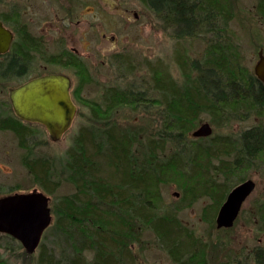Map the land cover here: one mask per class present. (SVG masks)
I'll return each mask as SVG.
<instances>
[{
    "label": "trees",
    "instance_id": "obj_1",
    "mask_svg": "<svg viewBox=\"0 0 264 264\" xmlns=\"http://www.w3.org/2000/svg\"><path fill=\"white\" fill-rule=\"evenodd\" d=\"M139 1L177 43H206L200 59L175 56L181 82L152 71V97L149 88L139 86L104 88L100 103H88L90 122L79 128L66 151L62 176L53 171L50 158L36 154L34 124L20 121L11 110L0 112V132L17 138L21 162L34 184L45 194H54L62 181L73 186L71 193L56 197L54 220L32 264H137L132 245L140 243L143 229L152 232L173 264H208L205 244L180 223L179 208L165 205L161 187L177 183L182 205L197 194L209 195L214 203L204 209L209 216L247 172L264 165V85L243 65L230 30L236 0ZM255 9L264 22V0H255ZM41 51L22 29L0 62V80L28 75L30 54ZM46 60L88 78L84 61L72 52ZM125 108L155 113L157 127L145 133L119 126L116 114ZM203 116L217 128L251 116L259 122L236 133L189 140ZM257 204L264 231V198ZM227 259L228 264H264V246L245 261ZM0 264H6L1 256Z\"/></svg>",
    "mask_w": 264,
    "mask_h": 264
},
{
    "label": "rangeland",
    "instance_id": "obj_2",
    "mask_svg": "<svg viewBox=\"0 0 264 264\" xmlns=\"http://www.w3.org/2000/svg\"><path fill=\"white\" fill-rule=\"evenodd\" d=\"M255 10V0H236V17L230 24L243 65L253 74L258 51L262 49L264 54V22ZM5 18L9 20L5 21ZM0 19L13 31L15 41L18 33L25 29L42 50L41 54H30L33 59L26 69L28 75L0 80V112L11 110L13 113L7 90L24 79L54 72L65 74L71 80L70 94L76 115L69 130L59 141L53 142L43 126H33L37 142L35 152L51 159L53 171L58 176H62L65 153L73 144L77 131L90 122L89 101L100 103L104 88L139 86L149 88L148 94L152 97L155 95L150 85L152 71L170 76L179 83L182 76L175 60L177 53L200 59L206 49V43L201 39L177 43L171 37V30L139 0H0ZM11 19L16 21L11 24ZM65 50L75 52L77 58L84 61L88 78L78 76L69 67L47 62L48 56ZM119 58L124 61L118 63ZM115 119L121 127L141 128L145 133L154 131L158 123L155 113L149 115L141 109H122ZM257 122L259 119L251 116L217 128L203 116L197 127L208 123L212 129L210 136L225 135L257 125ZM191 138L195 139L190 135L189 140ZM22 155L17 138L9 131L0 132V196L33 190L44 193L23 166ZM246 180L253 181L255 188L228 228L216 226L219 208L209 216L205 215L204 209L214 204L209 195L197 194L188 205H182L183 193L177 183L170 182L161 187L165 205L179 208L176 215L180 223L205 244L208 264H228V257L242 262L255 248L264 246V231L260 229L257 213V203L264 198V165L247 172L243 181ZM72 191L73 186L62 181L54 194H46L50 198L52 221L56 197ZM132 249L137 264H173L148 229H143L140 243L133 244ZM38 251L39 247L29 258L16 240L0 234V256L6 264H32V257H36Z\"/></svg>",
    "mask_w": 264,
    "mask_h": 264
},
{
    "label": "water",
    "instance_id": "obj_3",
    "mask_svg": "<svg viewBox=\"0 0 264 264\" xmlns=\"http://www.w3.org/2000/svg\"><path fill=\"white\" fill-rule=\"evenodd\" d=\"M13 35L0 22V54L9 50ZM253 72L264 85V54L258 51ZM70 78L61 73H49L29 79L8 89V99L16 118L42 125L49 138L57 142L69 130L76 115L70 94ZM212 133L208 123L192 132L193 138H206ZM255 188L251 180L232 188L216 215L217 228L231 227L241 205ZM50 198L36 190L0 196V234L16 240L27 255L35 253L45 230L52 222Z\"/></svg>",
    "mask_w": 264,
    "mask_h": 264
},
{
    "label": "flooded vegetation",
    "instance_id": "obj_4",
    "mask_svg": "<svg viewBox=\"0 0 264 264\" xmlns=\"http://www.w3.org/2000/svg\"><path fill=\"white\" fill-rule=\"evenodd\" d=\"M0 22L3 24V26H4L6 29L10 30V29L6 26L4 20L0 19ZM10 31H11V30H10ZM11 33H12V35H13V39H12V41H11V44H10L9 50H8L7 52H5V53L0 54V62L3 61V56H5V55L11 50V47H12L14 41H15V40H14V33H13V31H11ZM67 51H69V50H67ZM69 52H71V51H69ZM72 53L76 55L75 52H72ZM52 73H54V72H52ZM46 74H49V73H46ZM61 74H62V73H61ZM64 75H65V74H64ZM68 77H69V76H68ZM25 81H26V79L22 80L21 82L18 83V85H20L21 83H24ZM70 82H71V80H70Z\"/></svg>",
    "mask_w": 264,
    "mask_h": 264
}]
</instances>
